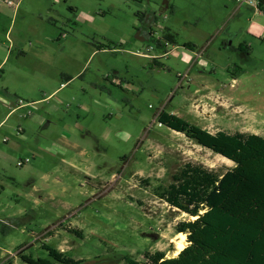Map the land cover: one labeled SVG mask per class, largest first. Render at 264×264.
I'll return each instance as SVG.
<instances>
[{"label": "rangeland", "instance_id": "obj_1", "mask_svg": "<svg viewBox=\"0 0 264 264\" xmlns=\"http://www.w3.org/2000/svg\"><path fill=\"white\" fill-rule=\"evenodd\" d=\"M2 63L0 89L43 101L0 131V264L177 256L190 217L159 188L235 164L160 114L264 137V12L235 0H0Z\"/></svg>", "mask_w": 264, "mask_h": 264}, {"label": "trees", "instance_id": "obj_2", "mask_svg": "<svg viewBox=\"0 0 264 264\" xmlns=\"http://www.w3.org/2000/svg\"><path fill=\"white\" fill-rule=\"evenodd\" d=\"M159 122L235 166L225 173L192 164L179 170L169 186L159 188V196L190 217L176 226L177 233L187 236L188 246L172 258L160 251L147 253L145 263L124 259L129 264H264V137L211 134L165 111ZM44 249L49 259L39 260L41 264L83 263L54 248Z\"/></svg>", "mask_w": 264, "mask_h": 264}, {"label": "crops", "instance_id": "obj_3", "mask_svg": "<svg viewBox=\"0 0 264 264\" xmlns=\"http://www.w3.org/2000/svg\"><path fill=\"white\" fill-rule=\"evenodd\" d=\"M3 65V63L0 65V67ZM18 98L15 94L11 93V91L0 89V131L8 129V123L12 119L13 116L19 115V119L23 120L22 114L26 112L29 108H19L17 106L18 104ZM43 100H37L34 102H31L32 106L36 105L35 102H40ZM32 108V107H31ZM26 119V118H24ZM34 119L36 122L40 123L41 118L36 116Z\"/></svg>", "mask_w": 264, "mask_h": 264}, {"label": "built area", "instance_id": "obj_4", "mask_svg": "<svg viewBox=\"0 0 264 264\" xmlns=\"http://www.w3.org/2000/svg\"><path fill=\"white\" fill-rule=\"evenodd\" d=\"M235 2L238 4L239 7L247 5V6L252 7V9H256V10L264 12V0H235ZM10 4L13 5L11 2H10ZM31 106H32V104H29V105L24 104L23 101L18 102L19 108H31ZM31 113L32 112L30 111V114ZM5 141H8V140L6 139ZM18 165L23 166L24 164L22 162H19ZM10 257H12V256H10ZM5 261L10 262L9 258Z\"/></svg>", "mask_w": 264, "mask_h": 264}, {"label": "bare ground", "instance_id": "obj_5", "mask_svg": "<svg viewBox=\"0 0 264 264\" xmlns=\"http://www.w3.org/2000/svg\"><path fill=\"white\" fill-rule=\"evenodd\" d=\"M198 218V217H196ZM195 217H193V219H196ZM181 237V241L178 242V252L176 253V255L181 254V252L186 248L183 244V241L186 240L187 236L185 234H180Z\"/></svg>", "mask_w": 264, "mask_h": 264}]
</instances>
